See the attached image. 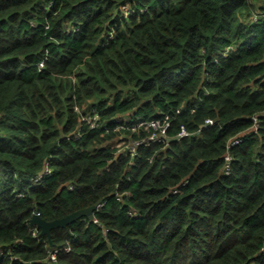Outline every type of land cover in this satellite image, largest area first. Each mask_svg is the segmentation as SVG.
Returning <instances> with one entry per match:
<instances>
[{"label": "trees", "instance_id": "trees-1", "mask_svg": "<svg viewBox=\"0 0 264 264\" xmlns=\"http://www.w3.org/2000/svg\"><path fill=\"white\" fill-rule=\"evenodd\" d=\"M263 80L264 0H0V264H264ZM94 110L192 135L132 163Z\"/></svg>", "mask_w": 264, "mask_h": 264}, {"label": "built area", "instance_id": "built-area-1", "mask_svg": "<svg viewBox=\"0 0 264 264\" xmlns=\"http://www.w3.org/2000/svg\"><path fill=\"white\" fill-rule=\"evenodd\" d=\"M254 19L256 20L257 17H255ZM38 66L40 71L43 70L45 68V62L44 61L40 62ZM196 107H197L196 105L190 106L188 104H184L182 105V107H180L179 110H177V113L180 114L183 111L194 112ZM75 109L78 112H80V108L78 109L76 107ZM175 117H176L175 115L169 113L154 117L152 119H143V118L133 119L132 117L129 118V117L117 116L113 118L112 121L110 122L103 120L101 118L100 112L94 110L93 112L82 114L81 123L82 125L87 126L89 130H99L102 131L103 134H109L112 131H114L117 134L127 136L128 140L119 143L116 152L119 153L126 150V152L128 153L127 155L131 157L132 163H135L136 159L138 158L137 147L140 143L144 145H149L151 143H160L161 145L163 144V147H166L169 144L166 137L169 136L168 132L171 128L172 120ZM252 119H253V125L251 126L250 129L251 131L256 133L260 128L261 115H255L253 116ZM206 124L209 126L214 124V122L211 119H207ZM141 132H144L146 135L141 136ZM133 134H138L140 136L138 139H133L131 136H129ZM191 135L192 133L188 132L186 128L182 126L179 134H177L176 136L182 139V138H187ZM75 136L79 138L81 136V130H78L75 133ZM242 140H243L242 138H236L230 143L229 148L239 144ZM226 159H227V165L225 167V170L229 172L232 156L228 154ZM72 188L73 187H71V189ZM124 195L125 194L123 193L117 192L116 199L120 202L123 201L124 199L129 200L130 197L127 196L124 198ZM103 206H104V202L100 204L99 209H101ZM133 211L134 210L129 211V214L132 215ZM31 234L33 237L38 238L39 234H41V230L38 227L32 226ZM65 251L69 252L70 248L66 247ZM58 254H59L58 249H50L48 251V261L56 262L58 260Z\"/></svg>", "mask_w": 264, "mask_h": 264}, {"label": "water", "instance_id": "water-1", "mask_svg": "<svg viewBox=\"0 0 264 264\" xmlns=\"http://www.w3.org/2000/svg\"><path fill=\"white\" fill-rule=\"evenodd\" d=\"M206 126L208 125L204 124L202 127H206ZM166 139L170 145L172 142L178 141L180 138L178 136H168L166 137ZM45 172H46V167H44L43 170L41 171V175H44ZM101 203H103L102 200H100L99 202L88 208L75 211L63 218L55 219L53 221H46L41 217L39 213H35L30 220V225L33 227L34 226L38 227L41 230V235L47 236L49 242H51L52 240L51 231L53 229L66 228L68 225L73 224L83 218L93 221L95 218V213L98 211ZM50 246L53 247V244L50 243Z\"/></svg>", "mask_w": 264, "mask_h": 264}, {"label": "rangeland", "instance_id": "rangeland-1", "mask_svg": "<svg viewBox=\"0 0 264 264\" xmlns=\"http://www.w3.org/2000/svg\"><path fill=\"white\" fill-rule=\"evenodd\" d=\"M79 109V107H77ZM254 264V263H253Z\"/></svg>", "mask_w": 264, "mask_h": 264}]
</instances>
